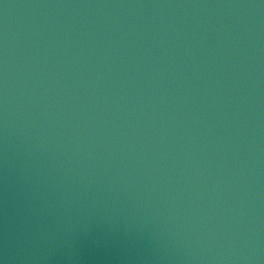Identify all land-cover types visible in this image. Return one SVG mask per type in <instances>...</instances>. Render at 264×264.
Wrapping results in <instances>:
<instances>
[{"label":"water","instance_id":"95a60500","mask_svg":"<svg viewBox=\"0 0 264 264\" xmlns=\"http://www.w3.org/2000/svg\"><path fill=\"white\" fill-rule=\"evenodd\" d=\"M0 264H264V0H0Z\"/></svg>","mask_w":264,"mask_h":264}]
</instances>
